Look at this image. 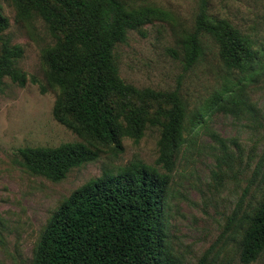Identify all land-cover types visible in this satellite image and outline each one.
<instances>
[{"label": "trees", "instance_id": "16d2710c", "mask_svg": "<svg viewBox=\"0 0 264 264\" xmlns=\"http://www.w3.org/2000/svg\"><path fill=\"white\" fill-rule=\"evenodd\" d=\"M10 1L22 19L41 17L56 34L57 40L43 52L49 82L60 91L53 113L84 140L20 148L32 173L63 180L75 167L98 160L105 147L120 150L125 137L139 140L150 125L160 130L154 164L137 158L106 167L61 201L30 264H184L167 218L178 156L183 147L196 144L201 132L211 130L215 114L240 117L256 111L249 90L263 73L264 42L228 18L215 16L209 0H200L194 27L177 36L175 50L190 69L206 60L213 42L223 72L219 85L192 107L180 88L165 94L126 83L116 56L117 45L131 30L143 32V25L156 20L176 22L172 10L142 0ZM8 24L0 4V92L6 77L21 86L28 81L18 65L23 46L5 39ZM164 98L167 104L152 113V101ZM210 133L219 150L229 153L226 139ZM245 218L239 255L250 263L264 257V193Z\"/></svg>", "mask_w": 264, "mask_h": 264}, {"label": "rangeland", "instance_id": "374dc122", "mask_svg": "<svg viewBox=\"0 0 264 264\" xmlns=\"http://www.w3.org/2000/svg\"><path fill=\"white\" fill-rule=\"evenodd\" d=\"M142 1L172 10L176 22L156 20L143 25V32L131 30L116 47L120 75L139 89L167 94L180 88L192 107L198 105L219 85L223 72L213 42L206 60L190 69L175 50L177 36L193 29L200 0ZM0 4L9 19L5 39L23 46L18 65L28 75L24 86L6 77L0 92V264H30L40 234L61 201L106 167L137 158L154 164L160 130L150 125L139 140L125 137L120 150L105 147L98 160L75 167L63 180L32 173L20 148L84 140L53 113L60 91L49 82L43 52L57 40L56 34L41 17L22 19L10 0ZM209 11L264 42V0H209ZM249 95L255 112L240 117L217 113L210 121V131L226 139L229 153L219 150L210 131H203L178 156L167 218L184 264H199L203 258L204 264H264L263 256L244 263L239 255L245 216L264 193V69ZM166 100L152 101V113Z\"/></svg>", "mask_w": 264, "mask_h": 264}]
</instances>
